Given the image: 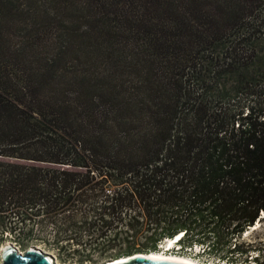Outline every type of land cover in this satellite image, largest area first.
I'll return each mask as SVG.
<instances>
[{
	"label": "trees",
	"instance_id": "trees-1",
	"mask_svg": "<svg viewBox=\"0 0 264 264\" xmlns=\"http://www.w3.org/2000/svg\"><path fill=\"white\" fill-rule=\"evenodd\" d=\"M263 214L264 0H0V247L262 264Z\"/></svg>",
	"mask_w": 264,
	"mask_h": 264
},
{
	"label": "water",
	"instance_id": "water-1",
	"mask_svg": "<svg viewBox=\"0 0 264 264\" xmlns=\"http://www.w3.org/2000/svg\"><path fill=\"white\" fill-rule=\"evenodd\" d=\"M168 240L164 243L167 244ZM163 248L161 245L158 247ZM163 251V250H160ZM156 252L136 253L123 258L108 260L103 264H185L177 260L151 258ZM0 264H58L53 255L33 246L21 253L12 243H6L0 250Z\"/></svg>",
	"mask_w": 264,
	"mask_h": 264
},
{
	"label": "rangeland",
	"instance_id": "rangeland-1",
	"mask_svg": "<svg viewBox=\"0 0 264 264\" xmlns=\"http://www.w3.org/2000/svg\"><path fill=\"white\" fill-rule=\"evenodd\" d=\"M261 218L263 219L262 221L256 223L255 227L250 228L243 235V238L245 239L246 242H248L250 244H253L254 246H257V247H259L261 244H264V214L261 215ZM35 236L37 237V239H35V240L31 239V241H30L31 243L25 249H22V248L16 246V244L13 241L9 240L8 237H7L6 241L2 245L6 244V243H12L13 245H15V247L18 248V250L21 253H23L28 248L35 246V247L41 249L43 252L48 253L50 255H53L55 257V259H56L57 258L56 255L54 253H52V252L47 251L46 247L42 243H40V241H39V240H41L40 237L38 235H35ZM174 240H175V238L173 239V241ZM169 242H170V240H169ZM175 243H173L172 246L169 247V248L166 247V243L161 244L163 246V248L160 249V250H163V251H159V252L164 253L166 255H175V256H179V257H184V258H187V259L192 260L194 262H198L200 264H226V263H223V262H218V261L206 258L202 254V250L200 248H194L192 250H185L184 254H181V252L179 250V247H177ZM161 245H159V247ZM1 247H0V250H1ZM260 257H261V259H260L259 262L264 264V251L262 252ZM249 259H251V257H249ZM56 263L60 264L59 262H57V260H56ZM103 263L102 262H100V263L91 262V263H88V264H103ZM66 264H74V263L73 262H69V263H66ZM247 264H255V263L250 261Z\"/></svg>",
	"mask_w": 264,
	"mask_h": 264
},
{
	"label": "bare ground",
	"instance_id": "bare-ground-1",
	"mask_svg": "<svg viewBox=\"0 0 264 264\" xmlns=\"http://www.w3.org/2000/svg\"><path fill=\"white\" fill-rule=\"evenodd\" d=\"M178 239H180V236H176L174 241L170 240V242H169V240H168L166 247L167 248L171 247L173 243L178 241ZM151 258L177 260V261H180V262L185 263V264H200L198 262H194V261L189 260V259L184 258V257H179V256H175V255H166V254L161 253V252L155 253V255H152Z\"/></svg>",
	"mask_w": 264,
	"mask_h": 264
},
{
	"label": "clouds",
	"instance_id": "clouds-1",
	"mask_svg": "<svg viewBox=\"0 0 264 264\" xmlns=\"http://www.w3.org/2000/svg\"><path fill=\"white\" fill-rule=\"evenodd\" d=\"M173 240V239H172Z\"/></svg>",
	"mask_w": 264,
	"mask_h": 264
}]
</instances>
